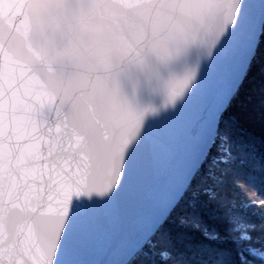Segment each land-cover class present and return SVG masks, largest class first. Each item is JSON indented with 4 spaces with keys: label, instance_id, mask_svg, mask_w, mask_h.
<instances>
[{
    "label": "snow or ice",
    "instance_id": "1",
    "mask_svg": "<svg viewBox=\"0 0 264 264\" xmlns=\"http://www.w3.org/2000/svg\"><path fill=\"white\" fill-rule=\"evenodd\" d=\"M262 45L264 24L255 26L247 0H0V264H83L68 257L101 224L113 227L109 213L149 179L127 225L137 242L116 264L154 249L186 194L195 209L201 191L202 210L246 245L239 264H264V191L237 167L250 154L221 128ZM222 60L227 88L187 119ZM229 181L242 199L221 195ZM180 222L208 246L193 249L194 260L160 248L163 264H226L210 247L218 231L196 215Z\"/></svg>",
    "mask_w": 264,
    "mask_h": 264
},
{
    "label": "trees",
    "instance_id": "2",
    "mask_svg": "<svg viewBox=\"0 0 264 264\" xmlns=\"http://www.w3.org/2000/svg\"><path fill=\"white\" fill-rule=\"evenodd\" d=\"M221 128L229 130L237 142V146L243 147L250 154L252 159L244 165H237V167L243 173L251 172L255 176L257 187L264 191V173H261L258 168L264 162V45L258 51L256 60L241 83L238 92L228 103L221 121ZM253 162L257 165V170L254 172L250 168V164ZM245 192L248 196L252 195L251 190L245 189ZM191 195V192L186 194L185 199L181 201L177 209L168 217L167 222L153 237V243L156 247L154 249L145 247L144 252L148 254L137 255L130 260L129 264H163L155 253L160 248L169 246L177 253H184L185 259H199V256L192 255V250L201 246H208V242L204 240L200 231L191 224L180 222L181 217L193 215L198 216L203 225L220 233L221 240L213 243L210 247L221 249L228 254L225 257L226 264H239L237 252L246 245L241 244L238 248L233 243L227 232L228 225L220 217V214L202 210L206 208V197L202 191L199 194L195 209L190 206ZM221 195L229 199L234 196L239 199L243 198L240 190L231 181L221 190ZM238 211L249 220L259 224V219L252 214V209H238ZM261 235L259 231L254 232L251 243L259 247L257 237ZM261 243H264V241H261ZM249 259L253 260V264H261L258 259L252 257H249ZM168 264H171V261Z\"/></svg>",
    "mask_w": 264,
    "mask_h": 264
},
{
    "label": "water",
    "instance_id": "3",
    "mask_svg": "<svg viewBox=\"0 0 264 264\" xmlns=\"http://www.w3.org/2000/svg\"><path fill=\"white\" fill-rule=\"evenodd\" d=\"M252 8V18L259 28L264 24V0H247ZM229 66L226 60L218 63L217 67L208 72L196 96L190 101L187 119L193 118L199 110L210 107L214 102L216 92L226 89L228 85ZM152 180L149 179L143 190L129 192L123 203L112 210L109 215L114 218L113 227L101 224L96 234L68 259L83 262V264H116L120 261L125 246H132L137 242V232L128 227L132 217L141 205V197L149 190Z\"/></svg>",
    "mask_w": 264,
    "mask_h": 264
}]
</instances>
